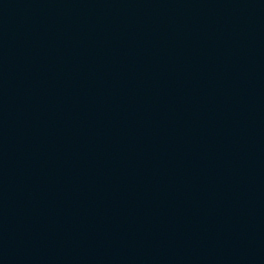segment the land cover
<instances>
[{"label": "water", "instance_id": "obj_1", "mask_svg": "<svg viewBox=\"0 0 264 264\" xmlns=\"http://www.w3.org/2000/svg\"><path fill=\"white\" fill-rule=\"evenodd\" d=\"M0 264H264V0H0Z\"/></svg>", "mask_w": 264, "mask_h": 264}]
</instances>
